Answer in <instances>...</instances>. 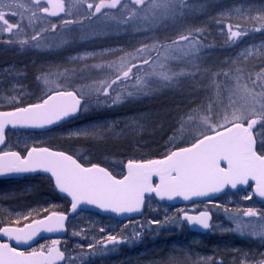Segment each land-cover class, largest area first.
<instances>
[{"label":"rangeland","instance_id":"374dc122","mask_svg":"<svg viewBox=\"0 0 264 264\" xmlns=\"http://www.w3.org/2000/svg\"><path fill=\"white\" fill-rule=\"evenodd\" d=\"M258 1L186 0L187 7L178 5L175 14L141 10L133 16L136 6L131 0H122L117 8H105L95 15H92L95 9L89 10L87 4L100 3L101 0H64L65 15L54 22L41 17L32 0H2L4 5L13 4L12 10L18 14H9L7 19L19 24L20 28L14 29V34L0 31V111L39 103L53 90L59 89L75 90L88 101L77 118L50 132H7L5 151L24 155L33 147H46L51 142L60 146L63 144L61 140L77 137L91 142H127L128 145H123L125 151L108 155L113 160L104 163L119 178L124 175L127 163L123 160L133 159L131 154L143 156L144 139L148 141L152 137L141 138L153 124L152 107L146 105L148 100L145 98L152 92V84V89L158 90L154 83L164 85L159 91L161 95L188 92L194 102L189 115L201 110L194 122H182L184 133L189 138L194 137L193 142L205 131L201 121L206 114L200 106H204L208 99L217 108L226 95L228 108L223 107L220 114L226 109L230 114L234 108L252 106L251 98L243 91L246 87L255 92V109L258 110L260 102L264 101V30H256L264 25V4L259 8ZM3 10L9 12L7 7ZM175 17L178 24H174ZM65 21L72 23L66 24ZM53 24L57 26L54 31ZM229 26L232 31L243 30L246 34L231 42L228 40ZM37 33L40 38L32 40ZM190 33V41H180L182 35ZM22 40L28 43L22 45ZM142 47L147 49L142 55L150 59L147 65L133 59ZM132 64L137 65L132 78L115 85L110 90V97L96 91L111 83L121 66L127 70ZM240 72L248 76L247 80H242ZM161 74H175V78L165 82ZM223 77L230 80V83L227 81L228 87ZM237 84L240 91H236ZM137 88L142 89L140 98L130 97L129 92L133 93ZM117 96L121 99L113 103ZM98 99L107 102L98 104ZM84 129H95V132L76 135ZM184 138L185 135L175 137L167 151L174 149ZM260 142L264 143V140ZM263 143L257 144L261 151H264ZM97 155L92 154L94 160L104 156ZM80 161L84 166H91L89 158ZM30 182L20 188L31 191V185L35 183ZM247 196L252 199V194L241 193L239 199L245 204L228 211L208 208L213 211L214 220L207 241L182 235L181 224L170 220L169 211L150 200L138 222L119 223L111 218L80 213L69 221L68 234L57 246L65 251L64 264H262L264 238L250 235L248 231L242 233L237 229V219H234L238 217L240 222L248 223L252 228L264 227V208L250 203L252 200L246 199ZM1 200L0 195V227L17 219L26 222L46 211H54L58 206L50 198L44 204L41 201L29 207L24 205L11 212V205L7 206ZM249 208L258 209L257 216H244ZM26 216L30 218L25 220ZM223 234H230V237H217ZM108 235H115L122 242L115 246L108 243L106 250L98 251ZM222 241L234 244V249L228 244L229 248L225 250L234 260H222L224 255L218 248ZM51 244L52 240H44L33 248L40 250V245ZM89 244L94 248L90 249Z\"/></svg>","mask_w":264,"mask_h":264},{"label":"snow or ice","instance_id":"6c2138e0","mask_svg":"<svg viewBox=\"0 0 264 264\" xmlns=\"http://www.w3.org/2000/svg\"><path fill=\"white\" fill-rule=\"evenodd\" d=\"M32 3L39 12L47 16H58L65 12L64 0H46L47 6H42V0H32ZM121 3L122 0H109L107 3L101 0L100 3H88L87 8L89 10L94 8L92 15H95L105 8L115 9ZM131 3L136 6L133 9V16L141 10L165 15L175 14L178 5L187 7L186 0H131ZM4 7H7L9 12H5ZM12 9L13 4L4 5L0 0L2 22L0 31L10 34H14V29L20 28L19 24L10 23L7 19L9 14L13 16L18 14ZM33 15L35 16V12ZM65 23L70 24L72 21ZM56 27L53 24L52 30L54 31ZM256 30H264V25ZM245 34L243 30L232 31L229 26L228 40L235 42ZM39 38L40 33L31 37L32 40ZM191 38V33L182 35L180 41L188 42ZM20 43L23 45L28 41L22 40ZM145 51L147 49L143 47L138 49L133 59L144 65L149 64L150 59L142 55ZM134 68H137L136 64H132L127 70L121 66L115 73V79L96 91L102 92L106 98L110 97V90L115 85L123 84L132 78ZM161 78L165 82H171L175 74L172 76L161 74ZM136 91L140 92L142 89L137 88ZM236 91H240L239 84ZM243 91L251 98L253 102L251 107L246 105L234 108L230 114L226 109L222 115L220 113L213 115L210 107L201 121L205 131L201 132L193 143L169 151L159 159H130L124 165L126 174L119 178L105 167L97 164L84 166L72 155L47 147H33L28 150L26 156L17 151H0V176L38 171L48 173L59 192L71 198L73 212L77 211L79 205L87 204L117 215L133 213L140 211L145 194L154 193L160 199L182 197L189 200L191 197L219 192L225 186L236 188L237 185H247L250 180L255 182V194L264 197V151L257 148L254 133L257 124L264 125V101L260 102V108L257 110L255 92L249 91L246 87ZM132 94L129 92V96ZM120 99L121 97L117 96L113 103ZM106 102L97 100L98 104ZM87 104L88 101L81 93L59 89L53 90L39 103L14 107L11 111H0V145L5 143L6 125L43 128L77 115ZM89 132L94 133L95 129H84L82 132L78 131L76 135H86ZM154 178L158 179V183L154 182ZM245 198L251 199V196ZM243 215L254 217L257 216V212L249 208ZM29 218L24 217L25 220ZM65 219V214L51 212L46 217L33 220L22 227H0V237H7V242H0V264H60L65 259V253L57 247L59 240H53L51 246L40 245V250L33 248L30 252L19 250L11 241H15L17 245L28 244L41 229L47 232L61 231L64 229ZM184 219L190 225H199L203 229L210 228V217L207 212H201L199 216L185 215ZM234 219H237V229L242 233L248 231L250 235L264 238V227L252 228L250 224L240 222L238 217ZM14 223L19 225V219ZM121 242L117 236L108 235L103 247L98 251L106 250L108 243L115 246ZM88 247L92 249L94 245L89 244Z\"/></svg>","mask_w":264,"mask_h":264},{"label":"trees","instance_id":"16d2710c","mask_svg":"<svg viewBox=\"0 0 264 264\" xmlns=\"http://www.w3.org/2000/svg\"><path fill=\"white\" fill-rule=\"evenodd\" d=\"M256 3H258V7L260 8V6L264 4V0H259ZM173 20H174V24L179 23V20L177 17H175ZM240 74L239 75L242 76L243 81L247 80L248 76H246V74L241 73V72ZM249 74H252L253 76H255L253 72H250ZM222 80L224 81L225 84H227V81L229 79L223 77ZM229 83H230V80H229ZM154 84H155L156 89L158 90L154 91L152 89L153 88V84H152L150 87L152 92H150V95H148L145 98V100H148L146 105L152 107L153 124L149 125L147 128V133L141 136V138H148V136L151 135L152 137L149 138L151 141L150 140L147 141L146 139H144L145 141L144 144L146 146L145 151L143 152L144 155L142 156L139 154L138 155L131 154L134 160H148V159L161 158L163 155L169 152L167 151V149L170 146H172V144L170 143H174V138L178 136L185 135V138L182 139L181 140L182 142L180 144H177V146H175L174 149H171V151L175 150L178 147L189 146L193 142L192 139L194 137L189 138L190 136L184 133L182 122L183 123L194 122L196 120L195 116L201 112L200 110V112L199 113L197 112L195 115L188 114L191 111V109H193L194 107L193 106L194 102L191 101V99L193 98L189 97L188 92H186L188 94H186L185 92H181V94L169 92V95L168 94L161 95L162 93L161 92L159 93V91L162 90V87L164 85H161V84L157 85L156 83ZM226 87H228V84L226 85ZM153 92L155 96H153ZM259 93L260 95H262L263 93L262 90H259ZM139 95H142V91L137 92L136 90H134L133 94L130 97L140 98ZM101 97H104V96H101ZM227 103L228 102H227V98L225 95L224 101H222L221 104L217 108H215V104H213L211 100L209 101V99L204 104V106H200V108L203 109L202 111H204L205 114H207L208 109L211 107L212 114L215 115L216 113H220L223 107L228 108ZM254 133L256 136L257 144L263 143V142H260V140H264V127H260V126L255 127ZM61 141L63 142V144L60 146L57 143L54 144L51 142L50 145H46V147L53 151H63L66 154L72 155L79 162H81L80 160L82 158H89V161L91 164H97L101 167H105L106 169L108 168V164L107 163L104 164V163L109 160H113V158L108 157V155L123 152L126 150L124 146L128 145L127 142L124 143L122 141L120 142H112V141H106V142L105 141H93L91 142L88 139H83L82 137L72 138V140L66 139V140H61ZM71 149H73V151ZM92 154L94 155L96 154V156H98L97 154H101L104 156H102L103 158L101 159L96 158L94 160ZM119 159H121V157H119ZM123 161L127 162V159H124ZM32 183H35V184L31 185V191L30 189H28L27 191L29 192H27L25 191L24 188L23 189L20 188V185H23L22 183L20 184V183H14V182H0V187H4V190L2 191L0 190L1 191L0 195L2 197L1 201H3V203L6 204L7 206L11 205L9 206V208L11 212H13L20 206L25 205L26 207H29L30 205H34V204L37 205L38 202H41V201L44 202L45 200L53 197L51 186L47 180L36 179L30 182V184ZM24 187L27 188L26 186ZM3 197L4 199L6 198V200H3ZM11 198L14 199L12 200L13 202L7 201V199H11ZM62 211H65V206L63 207ZM23 224H25V222H22V223L20 222L19 225L11 222L6 225L22 226ZM228 244L231 245L230 247L232 249H234V244L226 243L225 241L224 242L222 241V243L219 244L218 246L219 250L224 255L222 257V260L224 262L226 261L230 262V260H234L233 257L229 256L230 254H228L227 256V253L225 252L226 248H229Z\"/></svg>","mask_w":264,"mask_h":264},{"label":"water","instance_id":"95a60500","mask_svg":"<svg viewBox=\"0 0 264 264\" xmlns=\"http://www.w3.org/2000/svg\"><path fill=\"white\" fill-rule=\"evenodd\" d=\"M42 1L46 2V0H42ZM62 15H63V13H60L58 16H48V17L51 18V19H58V18L62 17ZM78 114L73 116V117L64 119V120H62V121H60V122H58L56 124L45 126L43 128L23 126V125H17L16 127H12L11 125H6L5 126V133L7 131L45 133V132H48V131H50V130H52L54 128H57L60 125L65 124V123L69 122L70 120L76 118L78 116ZM3 145H0V150L2 149ZM26 155H27V153L25 154V156ZM124 174H126L125 167H124ZM36 175H41V176L49 178V180L51 181V183H52V185L54 187V190L56 191L57 195L60 198H62V199L68 200L70 206H69L67 214H65L66 215V219L64 221V229L63 230L55 231V232H47V231L41 229L38 232V234L31 241H29L28 244H19V245H17L15 243V241H11L13 246L17 247L19 250L26 251V252H28L40 239H59V240L64 239L66 237V234H67V230H66L67 222L69 221V219L75 217L76 215H78L80 213H93V214L98 215L99 217H110V218H113L114 220L125 222V221H129V220H133V219H138L142 215V212L144 210V206L146 204V201H148V200H150L152 198L159 205L188 206V205H192V204H199V203H204V202H208V201H213L214 199H216V198L220 197L221 195H223L225 192L236 193L238 191H243V190L247 189L248 186H252V195H253V197L257 201H259L260 203L264 204V197H260V196L255 194V192H254L255 182L250 180L247 185H237L236 188H232L230 185L229 186H225L219 192L209 193L207 196L191 197L189 200H184L182 197H174L171 200H169L167 198L160 199L154 193L153 194H145L144 202L141 205L140 211L133 212V213H123V214L117 215L115 213L103 211V210L97 208L94 205H87V204L79 205L77 211L73 212L71 210V198L67 197L65 194L59 192V190L55 187V183H54L53 179L51 178L50 174H48V173H44V172L38 171V172H35V173L8 174V175L0 176V181L19 180V179H23V178H25L27 176L31 177V176H36ZM154 182L158 183V179L154 178ZM199 215L200 214H198V215H190V216H199ZM184 217H185V215L182 216V220L187 224L189 230L192 233L201 234V235H204V234L208 233L210 228L209 229H203L199 225H195V224L190 225L188 223V221L186 219H184ZM209 217H210V215H209ZM210 223H211V217L209 219V224ZM11 227H13V226H11ZM0 242H7V237H0ZM64 262H65V259L63 261H61L60 264H64Z\"/></svg>","mask_w":264,"mask_h":264},{"label":"flooded vegetation","instance_id":"af4514ba","mask_svg":"<svg viewBox=\"0 0 264 264\" xmlns=\"http://www.w3.org/2000/svg\"><path fill=\"white\" fill-rule=\"evenodd\" d=\"M42 6H47L45 1H42ZM39 15L41 17H43V18H46L48 20H51V21H54L55 22V21H57L59 19H62L64 17V15H65V12H63V17H61V18H59L57 20H53V19L49 18L46 14H44L42 12H40ZM7 132H10V133L13 132V133H15L14 131H7ZM22 133H29V132H22ZM32 134H38V133H32ZM5 144H6V139H5V143H4L3 147H2V149L0 151H5V149H4ZM27 152H28V150H27ZM27 152H25V154ZM74 159H76V158H74ZM36 179H38V180H40V179L47 180L49 182L50 186H51V190H52V193H53V197H51V199L54 202H56V204L58 205L56 207V209L54 211H51V212H58V213L67 214L68 209H69V206H70L68 200L62 199V198H60L57 195V193L54 190V187H53L51 181L47 177H44V176H41V175H36V176H31V177L30 176H27V177H25L23 179H19V180H6V181H0V182H14V183H20V184L22 183L23 185H25L26 182H30V181L32 182V180H36ZM241 193L252 194V186H249L247 189H245L243 191H238L236 193L225 192L223 195H221L220 197L214 199L213 201H208V202H204V203L192 204V205H188V206H167V205H159V206L160 207H163V208H166L169 211V218H170V220H174L175 222H178V223L181 224V226H182V230H181L182 235H185L187 237H197L198 239L207 241V239H210L211 228H212V224H213V220H214L213 219V211L211 209H208V208L209 207H214L216 209H223V210H227L228 211V209H234L236 207H239L241 204H245L244 202L240 201V199H239V195ZM251 200L252 201L250 203H255V205H258V206L264 208V204L263 203H260L259 201H257L253 197V195H252V199ZM44 202L46 203V200ZM44 202L42 204H44ZM64 206H65V211H62V209H63ZM257 210L258 209H256V211ZM51 212L46 211L45 213H43L40 216H36L35 218L33 217V218L27 220L25 222V224L26 223H30L33 220L42 219V218L46 217L47 215H49ZM201 212H207L210 215V217H211L210 229H209L208 233H206L204 235L192 233L189 230L187 224L182 220V216L183 215H198ZM169 218H168V222H169ZM71 219H69V221ZM140 219H141V217L139 219H136L135 222H138ZM69 221L67 222V225H68ZM131 221H128V222H131ZM119 223H125V222H119ZM67 234H68V229H67ZM179 234H177V235H179ZM175 235H176V232H175ZM217 237H220V238H229L230 237V234H226V235L223 234L222 236H217ZM214 239H217V238H214ZM44 240L45 241L46 240H52L53 241V240H59V239H40L34 246H36L39 242L44 241ZM61 240H63V239H61ZM61 240H59V241H61ZM60 250L65 253V251L62 250L61 248H60ZM65 262H66V254H65Z\"/></svg>","mask_w":264,"mask_h":264},{"label":"bare ground","instance_id":"6f19581e","mask_svg":"<svg viewBox=\"0 0 264 264\" xmlns=\"http://www.w3.org/2000/svg\"><path fill=\"white\" fill-rule=\"evenodd\" d=\"M2 198V197H1Z\"/></svg>","mask_w":264,"mask_h":264}]
</instances>
